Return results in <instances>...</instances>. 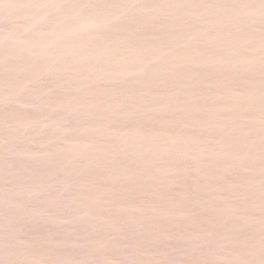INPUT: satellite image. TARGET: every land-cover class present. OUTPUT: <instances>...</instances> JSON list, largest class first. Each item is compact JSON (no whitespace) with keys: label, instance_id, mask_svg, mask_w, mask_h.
I'll use <instances>...</instances> for the list:
<instances>
[{"label":"rangeland","instance_id":"374dc122","mask_svg":"<svg viewBox=\"0 0 264 264\" xmlns=\"http://www.w3.org/2000/svg\"><path fill=\"white\" fill-rule=\"evenodd\" d=\"M0 264H264V0H0Z\"/></svg>","mask_w":264,"mask_h":264}]
</instances>
